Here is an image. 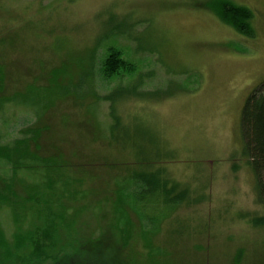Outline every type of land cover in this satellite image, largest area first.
I'll return each instance as SVG.
<instances>
[{"label":"rangeland","instance_id":"obj_1","mask_svg":"<svg viewBox=\"0 0 264 264\" xmlns=\"http://www.w3.org/2000/svg\"><path fill=\"white\" fill-rule=\"evenodd\" d=\"M206 1L0 0V62L19 89L45 86L48 74L65 62L77 72L73 61L107 34L112 37L101 45L120 49L139 75L108 84L95 81L89 88L99 96L117 86L158 91L153 101L131 97L118 104L124 123L119 135L134 137L126 142L127 149L132 143L141 150L156 149L154 168L164 169L179 189L188 190L187 202L176 205H165L157 195L136 206L127 200L126 195L139 190L129 171L142 169L129 150L108 145L107 102L90 105L87 97L78 108L72 99L56 100L43 111L41 121L50 124L51 141L71 166L60 180H68L67 186L59 182L56 187L73 197L60 200L59 206L78 241L73 247L83 244L91 263L113 261L107 247H118V236L108 228L127 223L136 264H264V228L250 223L264 212L241 133L242 109L264 85V0H228L252 13V38L240 36L203 9ZM104 50L98 49L99 58ZM36 107L5 105L0 111L1 143L20 138L37 121L42 110ZM86 127L95 138L86 136ZM105 157L115 165L103 166ZM78 165L84 166L83 174ZM5 171L0 162V175ZM18 177L22 191L46 182L40 171ZM131 206H145V211L138 214ZM58 210L56 206L53 212ZM119 214L125 217L120 220ZM33 223L36 216L27 212L18 225L27 230ZM16 225L11 210L2 207L0 228L7 239Z\"/></svg>","mask_w":264,"mask_h":264},{"label":"trees","instance_id":"obj_2","mask_svg":"<svg viewBox=\"0 0 264 264\" xmlns=\"http://www.w3.org/2000/svg\"><path fill=\"white\" fill-rule=\"evenodd\" d=\"M201 7L240 36L253 37L250 27L252 13L245 7L234 5L228 0H208ZM110 37L112 35L107 36L106 34L97 39L96 44L94 43L95 45L88 50L86 56L76 59L73 63L70 62L77 69V72L72 73L70 71L71 66H67L69 63L65 62L60 68L53 69L48 74L46 85L41 87L30 84L21 88L22 90L19 89L17 83L15 86L16 80L12 78V73L7 72L3 62H0V111L5 105L12 103L31 106L32 108L37 106L38 109L42 110L38 114L37 121L21 132L20 138L14 139L9 144L1 143L0 138V162L6 165V171L0 175V209L2 207L9 208L14 222L17 224L16 231L10 240L5 237L0 228V264H43L46 261H51L49 264H96L90 262L91 255L82 248L83 244H80L81 247L78 248L73 247V244L78 243V241L70 231L59 206L60 200L73 197L71 192L65 197L64 193H67V190L61 189V186L56 187L59 182L63 187L67 186L65 183L68 180L66 182L60 180L67 178L66 172L71 166L64 160L62 153L51 141L53 135L50 124L47 121L46 123L41 121L43 113L56 100L72 99L73 105L78 108L84 107V99L87 97L91 99L90 105L99 101L108 103V118L110 120L107 131L109 138L108 136L106 138L109 141L108 145L120 144V148L117 150H122L121 152L129 150V155L132 156V159L135 158V164L142 169L140 172L136 169L129 171L131 183L133 182V185L139 188L137 192L125 196L132 205L136 206L141 203L142 199L156 195L157 199L160 196L164 198L165 205L168 203L176 205L188 200L187 189H179L178 184L166 177L164 169L154 168L153 164L159 156L154 155L157 153L156 149L153 148L150 152L145 148L141 150L140 146H134L133 143L132 149H127L126 142H133L134 137L130 135L121 137L119 135L124 123L118 114V104L123 99L131 97L142 103L153 101L157 98L158 91L141 92L137 86L126 88L117 86L110 89L108 95L99 96L95 90L89 88L93 87L95 81L108 84L116 79H133L139 75L136 66L125 58L120 49L112 45H101ZM101 48H105V50L102 57L99 58L97 53L98 49ZM83 86H85L84 91H82ZM40 121L43 124H40ZM83 125H81L83 128L84 126L88 127L87 124ZM87 127L84 130L86 136L91 135L92 138H95L93 132H87ZM241 133L243 154L248 159V165L255 177L257 203L262 206L264 212V85L247 99L242 109ZM45 137L50 140V143L45 141ZM136 141L140 143V140ZM101 164L106 167L115 165L109 161L108 157H105ZM76 167H79L77 170L83 174L84 166L78 165ZM37 171L45 173L46 182L36 188L28 189L23 186L27 189L23 191L21 188L19 189V185H22L23 181L18 175L32 174ZM161 178L164 179L159 183L158 179ZM53 196H57V199H54ZM56 206L59 210L53 212ZM131 207L135 208V212L145 211V206ZM27 212L36 216L37 223H33V227L25 230L18 225V222L19 218L23 221ZM114 213L118 214L117 210ZM146 216L144 219L147 218L152 221L149 216ZM117 217L122 220L125 216L119 214ZM250 223L255 228H264V214L260 217L251 218ZM108 229L117 234L118 239L114 244L119 245L118 247H107L108 250L112 251L113 257V261L108 259L109 263L136 264L133 258L136 255L130 247L132 231L129 224L125 223L121 226L118 223L109 226ZM60 230L64 233L60 234ZM142 235L145 236L144 232ZM59 243L60 246H58ZM149 249L152 251L151 248ZM239 252L238 257L242 254V251ZM79 257H88L89 261H81ZM157 262L158 264L161 263L159 260Z\"/></svg>","mask_w":264,"mask_h":264},{"label":"flooded vegetation","instance_id":"obj_3","mask_svg":"<svg viewBox=\"0 0 264 264\" xmlns=\"http://www.w3.org/2000/svg\"><path fill=\"white\" fill-rule=\"evenodd\" d=\"M227 28H229V27H227ZM229 29H231V28H229ZM233 30V29H232ZM243 37V36H242Z\"/></svg>","mask_w":264,"mask_h":264}]
</instances>
